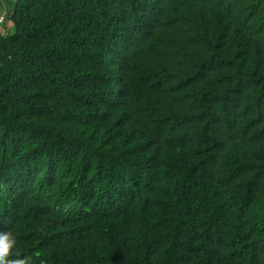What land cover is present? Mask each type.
<instances>
[{"label": "trees", "instance_id": "16d2710c", "mask_svg": "<svg viewBox=\"0 0 264 264\" xmlns=\"http://www.w3.org/2000/svg\"><path fill=\"white\" fill-rule=\"evenodd\" d=\"M0 231L34 264H264V0H0Z\"/></svg>", "mask_w": 264, "mask_h": 264}, {"label": "clouds", "instance_id": "9594fccd", "mask_svg": "<svg viewBox=\"0 0 264 264\" xmlns=\"http://www.w3.org/2000/svg\"><path fill=\"white\" fill-rule=\"evenodd\" d=\"M16 243V238L11 231H0V264H34L31 256L20 257L19 253H15L18 258H11ZM40 264H43V261Z\"/></svg>", "mask_w": 264, "mask_h": 264}]
</instances>
